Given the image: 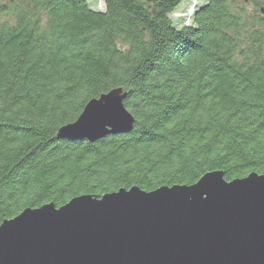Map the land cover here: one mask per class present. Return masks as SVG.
Instances as JSON below:
<instances>
[{
	"label": "trees",
	"instance_id": "1",
	"mask_svg": "<svg viewBox=\"0 0 264 264\" xmlns=\"http://www.w3.org/2000/svg\"><path fill=\"white\" fill-rule=\"evenodd\" d=\"M0 0V224L138 186L264 174V0ZM121 88L133 130L59 138Z\"/></svg>",
	"mask_w": 264,
	"mask_h": 264
},
{
	"label": "water",
	"instance_id": "2",
	"mask_svg": "<svg viewBox=\"0 0 264 264\" xmlns=\"http://www.w3.org/2000/svg\"><path fill=\"white\" fill-rule=\"evenodd\" d=\"M121 88L90 99L59 138L95 142L133 130ZM83 194L0 224V264H264V174Z\"/></svg>",
	"mask_w": 264,
	"mask_h": 264
},
{
	"label": "rangeland",
	"instance_id": "3",
	"mask_svg": "<svg viewBox=\"0 0 264 264\" xmlns=\"http://www.w3.org/2000/svg\"><path fill=\"white\" fill-rule=\"evenodd\" d=\"M203 0H185L178 8L170 15L175 23L189 24L190 17L193 14L195 8L202 3ZM90 6L93 9H103V2L101 0H89ZM104 10V9H103Z\"/></svg>",
	"mask_w": 264,
	"mask_h": 264
}]
</instances>
